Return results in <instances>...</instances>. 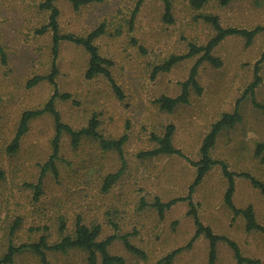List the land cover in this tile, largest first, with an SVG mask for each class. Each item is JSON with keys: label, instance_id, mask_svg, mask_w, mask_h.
I'll list each match as a JSON object with an SVG mask.
<instances>
[{"label": "rangeland", "instance_id": "obj_1", "mask_svg": "<svg viewBox=\"0 0 264 264\" xmlns=\"http://www.w3.org/2000/svg\"><path fill=\"white\" fill-rule=\"evenodd\" d=\"M44 1L0 0V47L5 55L4 62L0 59V258L9 245L36 242L40 236L48 244L58 241L73 232L79 217L87 225H100L98 239L117 236L108 251L122 256L125 264H156L173 249L186 245L195 226L186 200L172 204L162 217L153 203L156 198L167 202L187 194L196 174L190 161L200 158L202 138L222 113L234 111L237 101L240 120L218 134L210 153L229 170L248 172L264 182V162L253 154L256 143L264 142V117L248 95L242 97L253 79L254 64L261 58V80L253 97L264 103V29L249 44L240 35L220 41L212 54L221 65L202 61L196 75L201 93L190 87L188 103L178 104L171 112L162 110L156 99L178 95L181 82L201 54L154 76L152 69L172 54L186 53L190 44L207 42L214 29L201 15H216L224 27L264 25V0H231L225 5L220 0H206L198 8L190 0H168L171 22L163 17V0H143L133 18L137 0H102L76 9L70 0H54L60 33L84 36L105 23V32L94 44L101 56L111 60L109 70L121 93L116 94L103 75L87 78L88 53L80 45L61 41L55 60V87L70 95L54 102L62 122L77 130L95 115L97 130L104 137H127L121 158L89 137L72 147L64 132L53 159L55 170L46 165L55 133L49 113L29 121L16 152L6 150L22 112L43 107L55 90L47 80L27 86L30 78L47 74L51 67L52 33L48 28L38 32L48 22L49 11L41 6ZM168 124L174 127L172 143L184 156H138L157 146L156 137L163 135ZM119 169V178L105 189L106 175ZM235 183L234 205H252L256 221L264 227V196L244 177H237ZM226 186L220 166L214 165L192 193L197 215L214 233L235 241L241 255L264 264V233L247 231L241 214L233 217L223 202ZM61 222L63 231L59 230ZM123 234L143 250V257L126 250L119 237ZM45 252L48 264H87L86 252L81 249ZM207 260L208 240L199 235L171 264H207ZM7 264L41 262L35 253L23 250ZM214 264H236L231 248L223 241L216 245Z\"/></svg>", "mask_w": 264, "mask_h": 264}, {"label": "trees", "instance_id": "obj_2", "mask_svg": "<svg viewBox=\"0 0 264 264\" xmlns=\"http://www.w3.org/2000/svg\"><path fill=\"white\" fill-rule=\"evenodd\" d=\"M73 8H78L81 5H85L90 2H98L102 0H70ZM143 0H137L136 6L132 13L131 18H133L135 12L137 11L139 5ZM206 0H190V3L198 8L200 7ZM231 0H220L221 4H227ZM164 2V19L168 22L172 21L171 15V6L168 0H163ZM41 6L49 11L48 22L43 25L41 29L38 30L39 33H43L48 28L51 35V53H52V61L50 71L47 74L43 75H35L27 81V86H33L42 80H47L49 83L53 84L55 87V77L57 74V67L55 64V60L58 56L59 44L61 41H70L74 44L82 46L85 51L88 53V66L85 70V76L87 78H93L97 75L105 76L116 94L121 96L119 91V87L115 84L112 79L110 73L111 60L106 57H103L99 54L97 46L94 44V40L102 35L105 32V23H100L94 29L89 31L84 36H75L72 33H60L58 27V15L59 10L54 5V0H45ZM202 19L208 22L212 28L214 29L213 35L207 40V42L203 45L190 44L189 49L186 53L182 54H172L162 63L157 64L152 69V75L154 76L158 72H166L170 70V68L175 65L177 62L185 59L193 57L197 54H201L199 58L195 61L192 67L189 70V74L186 80L181 82V91L178 95L171 97L166 95H161L156 99L159 107L166 111L171 112L175 106L178 104H186L189 101V88L192 87L196 94H200L202 91V87L197 81V69L199 64L202 61H207L211 65L215 67H219L221 65V60L212 54L213 48L222 41L225 37L230 35H240L244 37L245 43L249 44L254 36L261 30L264 29V25H258L251 29L239 28L235 26H222L219 22V19L216 15L213 14H204L201 15ZM0 59L2 62L5 61V55L0 47ZM260 60H257L254 64V72L253 79L247 85L245 90L243 91L242 97L248 95L251 98V102L253 105L258 108L263 117H264V103H260L254 99V90L255 87L259 84L261 78L258 73ZM68 93H59L56 90L51 94L47 102L43 105V107L38 109H27L24 110L20 116L16 131L13 135L12 140L7 145L6 150L9 153H14L19 148L21 137L27 132L29 121L43 113H49L53 116L55 133L51 141L52 145V154L46 165H49L53 170L54 164L53 159L57 158V153L59 151V140L61 135L65 132L69 135L70 144L72 147H76L80 140L84 137H89L96 140L103 150H114L118 153V155L123 158V145L126 142V135L123 134L118 138H106L104 137L98 130V119L95 115H92L87 124L80 129H73L68 124L62 122L58 110L54 106V102L56 99H67L69 98ZM237 104L233 112H224L221 116L214 121L208 130V132L204 135L201 140V144L199 147L200 158L197 161H190L191 164L196 166V174L188 187V192L185 196L173 198L167 202H162L158 198L155 199L153 205L156 207L158 215L160 217L163 216V213L166 209H168L172 204L180 200H186L189 209L188 214L192 217L193 223L195 226V230L191 238L188 240L186 245L177 247L167 253L162 259L156 262V264H171L174 256L178 254L184 248L190 247L192 242L199 236L204 235V237L208 240V260L207 264H214L215 256H216V245L219 241L225 242L232 250L233 256L236 260V264H262L261 261L257 258H250L241 255L238 245L235 241L228 238L225 235L216 234L212 231V229L204 225L195 209V205L192 201V193L195 187L201 182L204 175L214 166L219 165L223 177L226 179V189L223 194V202L230 209L233 214V217L241 214L245 220V229L247 231L250 230H259L264 233V227L260 225L255 218V213L252 205H247L246 207H236L232 201V196L234 193V177L241 176L248 179L250 185L259 190L260 193L264 196V182L253 176L248 172H234L229 170L227 164L218 159H214L210 151L215 144L216 138L218 134L225 128L232 127L235 123L240 120V115L237 111ZM174 127L172 124H168L165 128V132L162 136L156 137L157 146L151 149L141 151L138 156L140 157H154L162 154H176L180 156H184L183 153L175 148L172 143V135H173ZM254 156L257 157L261 162H264V142H258L255 145ZM45 168L40 173L39 179L35 185L36 190H38L41 177L43 176ZM122 169L114 173H109L106 175L104 180V188H108L113 182H115L119 176L121 175ZM2 173L0 172V177ZM65 229L64 222L60 223L59 230L63 231ZM101 232V227L99 224H91L87 225L81 221L78 217L74 224V230L71 234L63 235L58 241L48 244L46 238L44 236H40L36 242L31 243H23L19 246L9 245L5 254L0 258V264L11 263L14 256L20 253L23 250H29L35 253L41 264H48L46 250L53 251H61L66 252L69 249H81L86 252V262L87 264H125L124 258L120 255L111 254L108 251V247L111 242L117 237L115 234H111L106 236L103 239H98ZM123 242L126 250L144 256V252L142 249L138 248L134 244H132L127 237V234H123L119 236Z\"/></svg>", "mask_w": 264, "mask_h": 264}, {"label": "crops", "instance_id": "obj_3", "mask_svg": "<svg viewBox=\"0 0 264 264\" xmlns=\"http://www.w3.org/2000/svg\"><path fill=\"white\" fill-rule=\"evenodd\" d=\"M217 139V138H216ZM213 148V147H212ZM211 152V151H210ZM211 154V153H210ZM221 170V169H220ZM232 171V170H231ZM234 172H236V171H234ZM222 173V172H221ZM205 176V175H204ZM237 177H241V176H237ZM237 177H234V191H235V179L237 178ZM203 179V178H202ZM248 180V179H247ZM195 190V189H194ZM179 197H181V196H179ZM175 198H177V197H175ZM173 199V198H172Z\"/></svg>", "mask_w": 264, "mask_h": 264}]
</instances>
